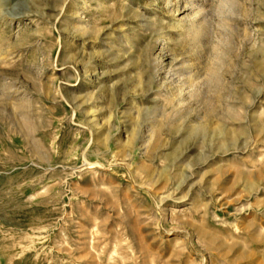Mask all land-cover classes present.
I'll return each mask as SVG.
<instances>
[{"label":"rangeland","instance_id":"rangeland-1","mask_svg":"<svg viewBox=\"0 0 264 264\" xmlns=\"http://www.w3.org/2000/svg\"><path fill=\"white\" fill-rule=\"evenodd\" d=\"M0 0V264H264V0Z\"/></svg>","mask_w":264,"mask_h":264},{"label":"clouds","instance_id":"clouds-1","mask_svg":"<svg viewBox=\"0 0 264 264\" xmlns=\"http://www.w3.org/2000/svg\"><path fill=\"white\" fill-rule=\"evenodd\" d=\"M230 0H219V12L222 16H226L230 12Z\"/></svg>","mask_w":264,"mask_h":264}]
</instances>
